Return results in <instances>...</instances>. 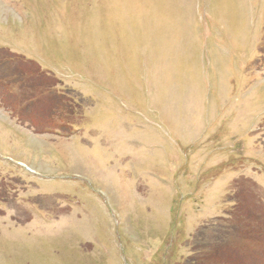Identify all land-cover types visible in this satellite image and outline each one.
I'll return each mask as SVG.
<instances>
[{
    "label": "rangeland",
    "instance_id": "rangeland-1",
    "mask_svg": "<svg viewBox=\"0 0 264 264\" xmlns=\"http://www.w3.org/2000/svg\"><path fill=\"white\" fill-rule=\"evenodd\" d=\"M0 35L73 129L0 106V264H193L264 221V0H0Z\"/></svg>",
    "mask_w": 264,
    "mask_h": 264
},
{
    "label": "trees",
    "instance_id": "trees-1",
    "mask_svg": "<svg viewBox=\"0 0 264 264\" xmlns=\"http://www.w3.org/2000/svg\"><path fill=\"white\" fill-rule=\"evenodd\" d=\"M7 60H0V98L4 105L16 113H20L22 104L25 101L35 102L38 95L33 94L35 86L43 83L46 76L60 83L61 81L55 78L48 72L41 71L39 66L31 60L15 58L8 52L1 50L0 55ZM29 66V71L23 70L22 64ZM39 74L42 77L40 82L35 81V76ZM34 75V76H33ZM17 81V84H16ZM23 86L28 91V94L21 97L14 91L15 86ZM14 87V88H13ZM37 92V91H35ZM41 94L42 92H37ZM20 96V97H19ZM28 96V97H27ZM238 211H242L237 207ZM264 210V209H263ZM236 214V213H234ZM246 215V214H244ZM230 217V216H229ZM225 216V219L229 218ZM263 222L253 225L245 224L243 228H238L234 232H230L227 228L223 233H214L213 239L205 243L202 247H197L194 250L195 258H192L193 264H264V253L254 251L257 240L264 246V225ZM215 238V239H214ZM262 246V247H263ZM258 247H261L259 245Z\"/></svg>",
    "mask_w": 264,
    "mask_h": 264
},
{
    "label": "crops",
    "instance_id": "crops-1",
    "mask_svg": "<svg viewBox=\"0 0 264 264\" xmlns=\"http://www.w3.org/2000/svg\"><path fill=\"white\" fill-rule=\"evenodd\" d=\"M9 42H10V41H6V39H5L2 35H0V43H1V44H3V45H7V46L10 47V45L7 44V43H9Z\"/></svg>",
    "mask_w": 264,
    "mask_h": 264
}]
</instances>
